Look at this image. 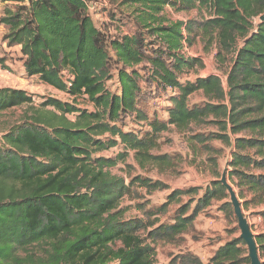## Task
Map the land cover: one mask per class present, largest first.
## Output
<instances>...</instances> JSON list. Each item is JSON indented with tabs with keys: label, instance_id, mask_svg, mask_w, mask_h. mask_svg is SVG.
<instances>
[{
	"label": "trees",
	"instance_id": "obj_1",
	"mask_svg": "<svg viewBox=\"0 0 264 264\" xmlns=\"http://www.w3.org/2000/svg\"><path fill=\"white\" fill-rule=\"evenodd\" d=\"M0 2L7 3L0 11L5 39L20 47L26 73L74 100L36 104L24 89H0V115L25 108L0 136V264H156L155 245L180 241L214 202L235 215L220 178L204 189H174L160 206L141 204L145 218H127L124 199L168 185L112 169L131 152L142 167L170 166L171 156L153 150L172 127L185 133L214 126L190 131V144L209 154L220 151L213 141L231 148L227 179L243 209H263L264 218V0H124L136 6L134 30L107 23L118 29L111 34L94 21L89 0ZM168 6L198 16L172 21ZM199 42L205 51L217 47L218 61L228 65L225 82L218 74L198 75L205 63L188 48ZM0 68H8L1 53ZM144 82L170 91L166 119L150 113ZM198 93L204 98L192 103ZM78 97L94 109L80 107ZM117 146L124 151L115 158L101 154ZM173 205L172 221L163 222ZM256 242L260 253L264 233ZM180 261L204 264L190 252ZM208 264H251L246 242L231 238Z\"/></svg>",
	"mask_w": 264,
	"mask_h": 264
},
{
	"label": "rangeland",
	"instance_id": "obj_2",
	"mask_svg": "<svg viewBox=\"0 0 264 264\" xmlns=\"http://www.w3.org/2000/svg\"><path fill=\"white\" fill-rule=\"evenodd\" d=\"M90 12L96 24L102 26L103 23L107 27L109 33H114V27H123L122 30L129 32L134 30L133 11L136 6L124 4V0H89ZM11 3V2H10ZM7 3L0 2V11H3ZM166 15L172 21L188 20L197 17L196 10L190 12H176L171 7H166ZM114 14L116 22L113 20ZM259 21V18L257 19ZM114 22V23H113ZM107 23L114 25L109 28ZM122 25V26H121ZM104 27V26H103ZM106 29V28H105ZM111 29V30H110ZM7 27L0 24V53L7 57L8 68H0V89L4 87L24 89L30 93L36 104L41 103L44 98L52 97L64 101L73 102V98L65 92L59 91L46 83L39 76H29L24 68V57L19 46H10L5 39ZM241 43V42H240ZM189 55L198 56L203 59L205 67L198 71L200 77H206L211 74H218L226 81V73L222 67L227 68V64H222L216 57L217 47L213 46L208 51L203 49L199 42L194 47L188 48ZM191 79H195L196 75L192 74ZM146 102L150 113L157 112L161 119L167 118V107L169 106L168 97L170 91L162 92L155 91L153 86H149L144 82ZM109 86L113 91L118 90L119 86L116 79L109 81ZM162 92V93H161ZM203 95L198 93L192 97V103L199 102L203 99ZM77 102L80 107L93 110L92 102L86 97H78ZM25 108H15L0 115V136L2 131L9 125L20 119ZM129 124L126 129L132 127L130 120H126ZM138 128V127H136ZM211 125H193L191 132H208L214 130ZM189 132L181 133L175 128L161 134L160 146L153 150L154 154H168L172 157L171 165H145L142 167L135 159L134 153L126 155L125 162H120L112 169L114 174L127 176L128 174H142L161 180L168 185L167 189L157 190L153 193H146L143 189H138L141 196L134 199L126 198L123 200V205L128 207L127 218L144 217L143 211L140 210V205L144 204L146 208L160 206L167 200L168 194L177 188H188L190 186H199L205 188L210 185L213 180H217L227 175L229 171V161L231 160V148L225 146L221 141H213L214 147L218 148L217 153L209 154L201 148L194 151V147L189 141ZM122 146L114 147L110 150L102 152V155L115 158L119 153L123 152ZM216 159L214 163V160ZM228 182L231 183L228 179ZM234 189H236L233 186ZM189 197H185L187 201ZM223 202H214L201 213L194 224V227L184 234L180 241L163 242L160 241L155 245L156 249V264H183L181 258L185 253H192L208 264L215 250L230 240L241 234L238 220L235 215L226 214L222 208ZM143 205V206H144ZM194 206V204H193ZM178 207L173 205L169 212L162 215L163 222H171L175 211ZM258 208L244 210V214L249 221L251 230L255 236L264 233V218L258 213ZM145 218V217H144ZM262 264H264V248L260 250Z\"/></svg>",
	"mask_w": 264,
	"mask_h": 264
},
{
	"label": "water",
	"instance_id": "obj_3",
	"mask_svg": "<svg viewBox=\"0 0 264 264\" xmlns=\"http://www.w3.org/2000/svg\"><path fill=\"white\" fill-rule=\"evenodd\" d=\"M260 19L264 21V14L260 17ZM221 180L229 189L231 202L234 206V212L238 220L239 228L241 230L240 236L247 244L251 264H262L258 244L256 242V236L251 230L249 221L244 214V209L239 200V197L234 188L228 182L226 174L223 175Z\"/></svg>",
	"mask_w": 264,
	"mask_h": 264
},
{
	"label": "crops",
	"instance_id": "obj_4",
	"mask_svg": "<svg viewBox=\"0 0 264 264\" xmlns=\"http://www.w3.org/2000/svg\"><path fill=\"white\" fill-rule=\"evenodd\" d=\"M206 264V263H205Z\"/></svg>",
	"mask_w": 264,
	"mask_h": 264
}]
</instances>
